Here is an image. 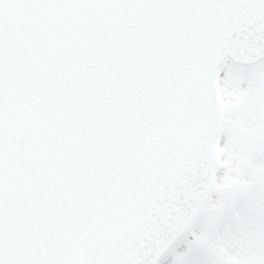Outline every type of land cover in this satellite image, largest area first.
Listing matches in <instances>:
<instances>
[{
    "label": "snow or ice",
    "instance_id": "obj_1",
    "mask_svg": "<svg viewBox=\"0 0 264 264\" xmlns=\"http://www.w3.org/2000/svg\"><path fill=\"white\" fill-rule=\"evenodd\" d=\"M0 264H264V0H0Z\"/></svg>",
    "mask_w": 264,
    "mask_h": 264
}]
</instances>
